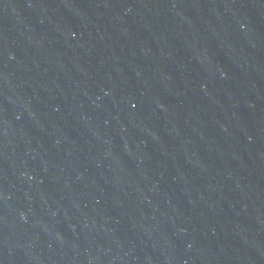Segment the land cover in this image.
<instances>
[{
    "label": "water",
    "instance_id": "1",
    "mask_svg": "<svg viewBox=\"0 0 264 264\" xmlns=\"http://www.w3.org/2000/svg\"><path fill=\"white\" fill-rule=\"evenodd\" d=\"M0 264H264V0H0Z\"/></svg>",
    "mask_w": 264,
    "mask_h": 264
}]
</instances>
